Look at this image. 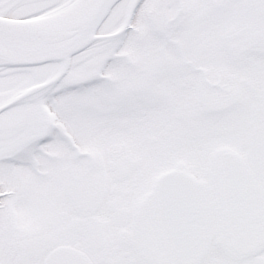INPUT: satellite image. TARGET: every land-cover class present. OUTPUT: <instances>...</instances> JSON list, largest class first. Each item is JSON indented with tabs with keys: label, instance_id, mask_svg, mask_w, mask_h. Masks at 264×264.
<instances>
[{
	"label": "snow or ice",
	"instance_id": "1",
	"mask_svg": "<svg viewBox=\"0 0 264 264\" xmlns=\"http://www.w3.org/2000/svg\"><path fill=\"white\" fill-rule=\"evenodd\" d=\"M0 264H264V0H0Z\"/></svg>",
	"mask_w": 264,
	"mask_h": 264
}]
</instances>
